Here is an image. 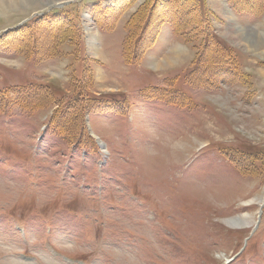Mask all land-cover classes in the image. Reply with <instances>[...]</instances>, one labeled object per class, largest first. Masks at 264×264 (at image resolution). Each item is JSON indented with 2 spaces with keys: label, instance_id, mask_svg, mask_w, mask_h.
<instances>
[{
  "label": "rangeland",
  "instance_id": "1",
  "mask_svg": "<svg viewBox=\"0 0 264 264\" xmlns=\"http://www.w3.org/2000/svg\"><path fill=\"white\" fill-rule=\"evenodd\" d=\"M263 37L264 0L0 1V264H264Z\"/></svg>",
  "mask_w": 264,
  "mask_h": 264
},
{
  "label": "trees",
  "instance_id": "2",
  "mask_svg": "<svg viewBox=\"0 0 264 264\" xmlns=\"http://www.w3.org/2000/svg\"><path fill=\"white\" fill-rule=\"evenodd\" d=\"M204 15H202L201 13V18H203ZM78 104V106H76ZM70 105L76 106L75 110L76 111H82L80 109H84V107L87 105L86 100L82 99V97L80 98L79 96H75L73 99V102H70Z\"/></svg>",
  "mask_w": 264,
  "mask_h": 264
},
{
  "label": "bare ground",
  "instance_id": "3",
  "mask_svg": "<svg viewBox=\"0 0 264 264\" xmlns=\"http://www.w3.org/2000/svg\"><path fill=\"white\" fill-rule=\"evenodd\" d=\"M0 1H4V0H0ZM16 2V1H15ZM12 3V2H11ZM11 3H10V5H11ZM4 4H5V2H4ZM16 3H14V5H15ZM6 6V5H5ZM17 6V5H16ZM257 36H258V34H257ZM258 37H260V36H258ZM264 38V37H263ZM251 41V40H250ZM252 42V41H251ZM253 43V42H252ZM264 54V53H263ZM262 76H263V78H264V73H262ZM242 218V217H241ZM241 218H235V219H232V220H227L228 221V223H230L232 226H244V225H246V224H244V220H246V219H241ZM248 218V217H247ZM229 224V225H230ZM249 224V223H248ZM247 224V225H248Z\"/></svg>",
  "mask_w": 264,
  "mask_h": 264
},
{
  "label": "water",
  "instance_id": "4",
  "mask_svg": "<svg viewBox=\"0 0 264 264\" xmlns=\"http://www.w3.org/2000/svg\"><path fill=\"white\" fill-rule=\"evenodd\" d=\"M98 142H99V141H98ZM100 146H101V147H103V145H102V144H100Z\"/></svg>",
  "mask_w": 264,
  "mask_h": 264
}]
</instances>
